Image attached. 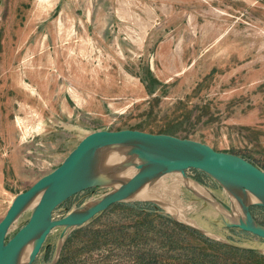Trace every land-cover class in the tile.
<instances>
[{
	"label": "rangeland",
	"instance_id": "obj_1",
	"mask_svg": "<svg viewBox=\"0 0 264 264\" xmlns=\"http://www.w3.org/2000/svg\"><path fill=\"white\" fill-rule=\"evenodd\" d=\"M122 129L197 141L264 171V0H0V219L41 175L21 161L23 143L65 155L91 132ZM184 176L209 190L212 202L231 205L210 177L192 169ZM109 189L79 193L53 217ZM181 199L198 229L182 225L217 242L264 249L260 239L225 228L209 200L187 189ZM251 214L264 226L263 208ZM126 218L110 210L92 229ZM72 231L60 239L54 229L33 264L59 257V264H130L127 248L79 252L89 233ZM184 237L196 244L174 231L179 242ZM263 249L250 264H264Z\"/></svg>",
	"mask_w": 264,
	"mask_h": 264
},
{
	"label": "water",
	"instance_id": "obj_2",
	"mask_svg": "<svg viewBox=\"0 0 264 264\" xmlns=\"http://www.w3.org/2000/svg\"><path fill=\"white\" fill-rule=\"evenodd\" d=\"M122 148L133 157L123 168L133 167L135 172L126 179L115 177L116 168L97 173L101 158ZM189 169L205 174L224 190L231 205L220 201L223 209L238 211L236 222L220 214L225 228L238 229L264 243V226L251 214L252 207L264 208L263 170L240 156L189 139L133 129L97 130L82 138L54 170L13 198L0 220V264H33L54 229L61 230L59 237L63 239L68 231L83 227L114 204L131 201L139 190L162 176L177 172L184 176ZM105 186L110 189L95 202L84 203L61 218L53 217L55 210L73 196ZM27 210V219L10 236L11 227ZM220 242L261 252L260 248ZM29 244L31 253L21 263L22 250Z\"/></svg>",
	"mask_w": 264,
	"mask_h": 264
},
{
	"label": "trees",
	"instance_id": "obj_3",
	"mask_svg": "<svg viewBox=\"0 0 264 264\" xmlns=\"http://www.w3.org/2000/svg\"><path fill=\"white\" fill-rule=\"evenodd\" d=\"M264 209V208H263ZM119 211L126 220L108 223L102 228L92 229L98 219L109 211ZM176 229L183 230L196 241L192 244L174 238ZM87 231L88 241L79 252L99 250L106 245L127 248L130 264H250L262 255L247 249H238L203 236L172 220L156 207L153 202H121L92 219L86 226L74 229L75 234ZM65 240L62 251L65 249ZM199 242V243H197ZM172 252H177L172 253ZM172 253V255H169ZM59 257L55 264H59Z\"/></svg>",
	"mask_w": 264,
	"mask_h": 264
},
{
	"label": "bare ground",
	"instance_id": "obj_4",
	"mask_svg": "<svg viewBox=\"0 0 264 264\" xmlns=\"http://www.w3.org/2000/svg\"><path fill=\"white\" fill-rule=\"evenodd\" d=\"M131 159H133V157L126 155V149L124 148L114 152H110L103 158H101L97 167V173H108L112 171V169L114 170L116 168V170L118 171L115 177L117 179H126L135 172V168L133 167L123 168L126 163L131 161ZM183 189L189 190L197 198L209 200L210 204L214 208V214L218 212L223 214L224 217L230 216L232 220L231 222L237 221L238 211L236 209L231 210V212H227L225 209H223V207L211 201L212 197L209 190L203 188L196 182L181 175L178 172L167 174L155 180L151 184L139 190L133 196V198H131V200L154 202L165 209V211L170 214L176 221L184 223L193 228H197V225H195L194 221L185 217V211L184 213L182 211L183 205L181 202V194ZM93 202H95V200L89 203ZM34 203L35 202H33V204H31L29 207H32ZM212 209L208 211L212 212ZM14 225L15 224H13V226L11 227V231L14 228ZM30 253L31 245L29 244L22 250L20 256L21 263H23L27 259Z\"/></svg>",
	"mask_w": 264,
	"mask_h": 264
},
{
	"label": "crops",
	"instance_id": "obj_5",
	"mask_svg": "<svg viewBox=\"0 0 264 264\" xmlns=\"http://www.w3.org/2000/svg\"><path fill=\"white\" fill-rule=\"evenodd\" d=\"M31 140H33V139H31ZM23 144H24V148H25L24 149L25 154L23 156L20 155L21 161H24L25 164L27 163L28 164L27 166H31V168L28 167L29 170L36 168L38 170V172L41 174L39 177H37V179L32 184H34L38 179H40L44 175H46V174L50 173L52 170H54L62 162V160L67 156V154L72 150L71 149L65 155H63L61 153L56 155V154H53V152L51 155H49L48 153L45 155H42V153L32 152V150H30V146H33L34 143L25 142Z\"/></svg>",
	"mask_w": 264,
	"mask_h": 264
}]
</instances>
